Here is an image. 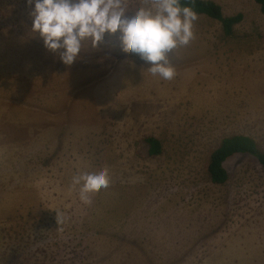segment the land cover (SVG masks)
Here are the masks:
<instances>
[{
    "label": "rangeland",
    "instance_id": "1",
    "mask_svg": "<svg viewBox=\"0 0 264 264\" xmlns=\"http://www.w3.org/2000/svg\"><path fill=\"white\" fill-rule=\"evenodd\" d=\"M213 1L243 20L226 35L199 14L164 80L119 31L65 65L34 5L0 0V264H264V166L238 153L226 183L207 172L227 136L264 150V13ZM100 168L110 184L84 203L72 178Z\"/></svg>",
    "mask_w": 264,
    "mask_h": 264
},
{
    "label": "clouds",
    "instance_id": "2",
    "mask_svg": "<svg viewBox=\"0 0 264 264\" xmlns=\"http://www.w3.org/2000/svg\"><path fill=\"white\" fill-rule=\"evenodd\" d=\"M32 7V33L45 47L71 66L88 42L98 47L106 34L120 32L123 48L149 62L150 72L172 80L175 67L168 54L194 38L198 12L181 0H27ZM79 198L90 202V193L107 188V168L82 171L72 178ZM59 218V217H58Z\"/></svg>",
    "mask_w": 264,
    "mask_h": 264
},
{
    "label": "trees",
    "instance_id": "3",
    "mask_svg": "<svg viewBox=\"0 0 264 264\" xmlns=\"http://www.w3.org/2000/svg\"><path fill=\"white\" fill-rule=\"evenodd\" d=\"M264 13V0H256ZM182 4L193 7L198 14H206L218 20L226 35L234 32V27L243 20L241 12L234 15H225L222 6L213 0H181ZM149 144V152L152 155L162 152V143L154 136L146 137ZM250 154L255 156L264 166V150L251 136L245 134H234L223 138L220 145L215 148L209 158L207 172L211 181L215 184H224L229 179L225 162L234 154Z\"/></svg>",
    "mask_w": 264,
    "mask_h": 264
}]
</instances>
